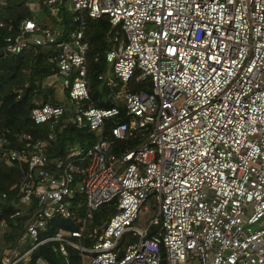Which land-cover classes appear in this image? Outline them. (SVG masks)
<instances>
[{"label": "built area", "instance_id": "1", "mask_svg": "<svg viewBox=\"0 0 264 264\" xmlns=\"http://www.w3.org/2000/svg\"><path fill=\"white\" fill-rule=\"evenodd\" d=\"M24 3L34 13L45 7L50 23L20 21L15 33L4 36L1 52L54 47V77L68 92L59 104L33 107L32 121L53 127L69 105L78 126L97 137L84 155L48 165L44 146L52 131L37 140L19 132L13 141L9 130L0 131V163L22 170L11 186L16 196L10 217L26 215L2 264L27 260L48 241L57 242L65 258L69 246L81 257L87 254L83 264H160L162 251L167 264H264V0ZM63 4L73 13L72 28L61 23ZM100 17L123 34L108 32L105 60L113 75L124 83L133 77L152 82L148 93L123 88L116 94L123 112L117 106H85L86 19ZM126 140L131 148H117V141ZM75 160L84 165L75 167ZM106 203L114 212L99 233L89 234L92 245L83 246L87 222ZM53 217L78 222L79 228L59 227L41 238ZM6 227L1 218L0 241ZM127 233L118 258L117 245ZM24 237L31 246L19 254ZM34 264L51 263L37 257Z\"/></svg>", "mask_w": 264, "mask_h": 264}, {"label": "trees", "instance_id": "2", "mask_svg": "<svg viewBox=\"0 0 264 264\" xmlns=\"http://www.w3.org/2000/svg\"><path fill=\"white\" fill-rule=\"evenodd\" d=\"M65 4V3H64ZM61 5L60 17L63 25L73 27L71 17L73 13ZM44 11L46 18H39V13L31 11L24 3V0H8L5 3L0 2V131L9 130L10 139L13 141L14 135L19 132L31 134L34 140L47 139L52 131L54 136L48 140L44 146V153L48 158V165L54 164L57 159L73 161L85 154L87 148L96 140V135L87 127H80L73 117L71 106H65V111L58 124L51 126L50 123L35 124L30 116L31 110L35 106H41L45 103L59 104L61 102L59 94L68 97L67 89L61 87L60 91L56 82H53L57 72V67L51 61V57L56 53L54 47L48 45L35 46L31 50L23 51L16 55L4 56L2 54L3 38L9 33H15L17 24L26 19H33L39 27L47 26L50 23L49 15L45 7L39 12ZM38 14V15H37ZM53 20L56 22L55 18ZM85 39L88 41L86 51L87 60V88L89 98L85 101V106H95L100 108H110L117 106L123 112L125 108L124 101L116 97L123 88L132 92L141 90L147 93L152 90V82L146 79L142 82H136L134 77L126 83L116 78L108 63L105 60V52L111 47L107 30L109 22L106 17L96 19H86ZM58 24V23H57ZM58 85V84H57ZM57 87V88H56ZM106 123V129L110 125ZM9 145L21 148L17 142ZM117 148H131L132 142L117 141ZM116 148V149H117ZM27 164V159L24 165ZM75 167L81 168L84 163L75 160ZM46 167H48L46 165ZM75 173V180H79V174ZM22 178L20 165L14 163L6 165L0 163V190L7 193V198L0 199V219L7 220L6 230L3 232L0 241V264L5 251L11 248L20 235L26 215L10 217L15 210L12 200L16 196V189L11 186L18 183ZM81 199L76 196L73 200L76 204ZM82 208V206H81ZM115 207L112 203L101 205L93 212L92 219L87 222L84 237L81 238L82 245L90 247L93 243V236L101 231L100 226L114 212ZM78 229V222L66 218L53 217L45 224V229L40 231V237H48L54 234L57 228ZM153 230V228L151 229ZM153 232V231H152ZM128 233L124 234L119 240L116 251L118 258L124 255L125 247L128 241ZM57 242L48 241L37 246L30 252L29 259L19 260L16 264H34L37 257H43L51 264H81L82 257L78 251L68 247V257L57 251ZM29 241L17 245L19 254H23L30 248ZM160 264H167L165 253H161Z\"/></svg>", "mask_w": 264, "mask_h": 264}, {"label": "rangeland", "instance_id": "3", "mask_svg": "<svg viewBox=\"0 0 264 264\" xmlns=\"http://www.w3.org/2000/svg\"><path fill=\"white\" fill-rule=\"evenodd\" d=\"M37 13H39V18H45V19H47L46 18V14H45V12L44 11H42L41 12V14H40V12H37ZM110 31H112V33H113V35L114 34H116V33H118L121 37L123 36V34H122V31L120 30V28H112L110 25H109V28H108V30H107V33L108 32H110ZM137 71V70H136ZM57 81V83H55V86H58V88H59V91H60V89H61V87H60V79L59 78H56V77H54V80H53V82H56ZM58 84V85H57ZM57 88V87H56ZM59 97H60V100L61 101H65L66 100V98H63V97H65L63 94H62V92L59 94ZM68 107H69V105H68ZM136 225L137 226H143V224H142V222L141 221H138L137 223H136ZM26 241H29V244H30V239L28 238V237H24V239L21 241L22 243L23 242H26ZM87 261H89V257H88V255L87 254H85L83 257H82V263L81 264H83V263H86Z\"/></svg>", "mask_w": 264, "mask_h": 264}, {"label": "crops", "instance_id": "4", "mask_svg": "<svg viewBox=\"0 0 264 264\" xmlns=\"http://www.w3.org/2000/svg\"><path fill=\"white\" fill-rule=\"evenodd\" d=\"M60 87H62L61 83H60Z\"/></svg>", "mask_w": 264, "mask_h": 264}]
</instances>
